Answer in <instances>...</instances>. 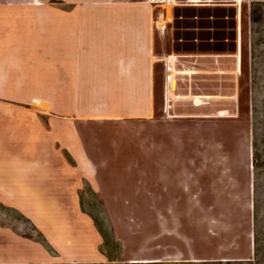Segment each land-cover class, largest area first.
Listing matches in <instances>:
<instances>
[{
  "label": "rangeland",
  "instance_id": "obj_1",
  "mask_svg": "<svg viewBox=\"0 0 264 264\" xmlns=\"http://www.w3.org/2000/svg\"><path fill=\"white\" fill-rule=\"evenodd\" d=\"M158 4L161 53L194 48L174 41L194 35L226 38L196 49L233 53L238 31L239 70L231 57L222 62L228 69L222 77L191 73L202 64L190 62L189 74L172 77L166 105L164 72L157 66L149 117L98 116V163L111 167L107 173L99 169V177H106L104 194L83 182L77 203L61 183L52 184L50 194L36 202L11 196L29 216L0 201V261H47L0 264H264V0H242L236 15L223 6L176 8L175 0ZM2 10L1 37L10 39L9 34L3 37L10 13ZM35 22L32 17V28H40ZM192 25L219 29H180ZM221 110L224 116L217 115ZM0 118L3 124L14 123L18 151L45 149L52 163L62 164L56 133L49 130V143L44 133L45 119L7 104L0 106ZM36 155L24 160L43 158ZM96 241V253L81 259Z\"/></svg>",
  "mask_w": 264,
  "mask_h": 264
},
{
  "label": "crops",
  "instance_id": "obj_2",
  "mask_svg": "<svg viewBox=\"0 0 264 264\" xmlns=\"http://www.w3.org/2000/svg\"><path fill=\"white\" fill-rule=\"evenodd\" d=\"M191 1L197 0H175V7L223 6L232 8L236 15L242 2ZM5 2L0 0V15L2 9L8 11L11 23L3 36L9 34L10 39H2L0 27V106L14 105L34 113L39 121L45 119L44 133L48 136V143L52 136L49 130L53 135L56 133L55 147L61 154V159L58 158L62 163H52L53 157L45 149L41 151L36 147V152L32 149L18 151L13 147L14 123L3 124L0 118V201L14 205L28 216L11 196L36 202L50 194L52 184L61 183L69 188V194L77 203L83 182L95 191L104 190L102 184L106 177H99V169L107 173L111 167L110 163L106 166L98 163L99 134L95 126L98 116L105 113L108 119L149 117L158 88L157 66L160 65L164 72L161 90L162 101L166 105H169L173 90L172 77L179 73L189 74L188 63L199 61L202 64V68L191 73L215 77H222L228 71L222 65L228 57L233 61L234 70L241 66L238 31L234 33L237 39L233 41V53L219 52L210 46L195 48L197 44L226 42L224 37L210 35L205 38L195 35L178 37L175 42H188L194 48L170 49L161 53L157 42L163 27L158 26L157 21L160 17L158 3L163 1L19 0V4L4 7ZM32 17L40 28H32ZM234 24L236 26V21ZM180 29L214 32L219 27L192 25ZM13 36L17 39H11ZM9 43L13 45L8 50ZM198 104L200 102L195 103ZM223 113L221 110L217 115L224 116ZM34 153L43 158H34L26 163V155L29 157ZM62 195L66 196V192ZM79 212L91 222L88 215ZM96 244L97 241L94 248L84 251L81 259L91 256V253L94 255ZM8 262L47 261H0Z\"/></svg>",
  "mask_w": 264,
  "mask_h": 264
},
{
  "label": "bare ground",
  "instance_id": "obj_3",
  "mask_svg": "<svg viewBox=\"0 0 264 264\" xmlns=\"http://www.w3.org/2000/svg\"><path fill=\"white\" fill-rule=\"evenodd\" d=\"M159 1H164V0H159Z\"/></svg>",
  "mask_w": 264,
  "mask_h": 264
}]
</instances>
